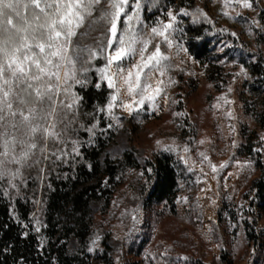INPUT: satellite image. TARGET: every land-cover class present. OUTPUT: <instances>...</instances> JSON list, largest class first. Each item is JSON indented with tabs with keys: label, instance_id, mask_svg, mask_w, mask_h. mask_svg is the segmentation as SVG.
I'll list each match as a JSON object with an SVG mask.
<instances>
[{
	"label": "rangeland",
	"instance_id": "1",
	"mask_svg": "<svg viewBox=\"0 0 264 264\" xmlns=\"http://www.w3.org/2000/svg\"><path fill=\"white\" fill-rule=\"evenodd\" d=\"M194 1L195 8L202 9L212 23L236 33L234 37L247 42L253 55L228 39L214 37L206 58L198 60L186 40V25L191 16H178L183 31L174 33L171 48L161 42L162 52L169 57L166 62L169 67L164 77L157 74V78L164 80V85L163 92L156 98V106L146 103L131 114L116 108L113 111L118 123L100 113L107 125L101 132L111 131L114 135L104 153L106 161H115L126 153H134L143 163V159H151L155 154H167L184 165L175 210L166 202L155 203L145 209V201L151 191L150 183L144 175L141 176V172L128 169L116 189L110 209L96 216L92 238L95 235L101 237L97 249L92 253L79 252L77 241L65 238L57 243L58 247L67 245L64 253L71 256L69 264H115L117 258L119 264H264V204L256 198L254 187L260 177L254 153L260 149L258 145L262 143L260 136L264 135V130L258 121L261 98L253 90L255 79L251 73L259 54L264 59V38L257 45L255 29L259 28L251 25L253 18L259 20L264 15V0L254 5L255 10L244 9L231 3V0L227 5L224 0ZM168 8L178 12L180 2L168 4L160 0H143L141 18L150 25L157 17L164 19ZM261 34L264 36V33ZM99 36L91 31L81 38V42L94 46ZM156 42L159 38L153 41V45ZM178 44L187 51H182ZM151 48L152 45L149 50ZM218 48H223L228 53L227 57L222 56ZM218 58L224 63L217 62ZM94 63L102 65L103 60L98 59ZM240 65L245 67L247 76L238 74ZM88 75L92 81L97 80L95 72ZM170 78L175 82L169 83ZM121 97L128 98L123 90ZM229 111L234 118L228 117ZM110 123L113 125L111 128L108 127ZM230 125L234 126V131ZM157 140L161 142L159 146ZM233 140L237 142L235 148L231 146ZM173 145L178 153L164 151L165 146ZM185 145L189 148L188 153L182 151ZM252 147L253 152L250 151ZM200 152H204L217 166L224 161H229V164L223 169L218 167L213 173L207 161L201 163ZM180 155L189 159L188 165L179 159ZM249 159L253 162L251 168L236 163L237 160L243 163ZM193 161L196 162L194 167ZM49 162H43L40 167L45 171L43 181L40 180L35 187L36 197L27 194V182L34 180L30 168L24 170L26 187L22 185L19 195L13 193L11 200L7 198L17 223L22 225V232L33 233L37 237L39 244L35 252L42 259L47 257L43 194ZM188 167H193V170L188 171ZM35 168L39 169V165ZM28 197L35 211L31 219L22 222L17 219L15 202ZM182 197H187V202ZM133 214L139 223L129 238L126 233ZM34 217L40 221L39 232L34 230ZM68 242L71 244L68 245ZM51 264L59 263L53 260Z\"/></svg>",
	"mask_w": 264,
	"mask_h": 264
},
{
	"label": "snow or ice",
	"instance_id": "2",
	"mask_svg": "<svg viewBox=\"0 0 264 264\" xmlns=\"http://www.w3.org/2000/svg\"><path fill=\"white\" fill-rule=\"evenodd\" d=\"M229 2L224 0L225 5ZM231 3L255 10L254 5H258L259 0H231ZM142 6L143 0H0V195L11 200L13 193L20 194L21 186L26 187L25 169L46 161L65 163L69 156L81 155L82 144L94 142L99 123L96 112L105 113L118 123L113 111L116 108L131 114L146 103L156 106V98L163 92L164 85L157 74L164 77L169 67L166 63L169 57L162 52L161 42L171 48L174 33L183 31L179 15L191 16L193 23L198 22L199 16L211 21L202 9L189 12L181 7L178 12L168 8L164 19L157 17L149 25L141 18ZM251 25L264 33V24L256 18L251 20ZM97 29L101 31L94 46L81 42L83 36ZM157 38L159 42L153 45ZM177 47L187 51L182 45ZM217 51L224 57L228 55L223 48ZM98 59L103 60L102 65L94 63ZM217 62L224 63V60L218 58ZM90 72H95L96 82L89 77ZM238 74L247 76L243 65ZM102 82L111 91L106 102L95 104L93 112L83 113L92 117V122L86 125L79 119L84 97L76 86L87 88L91 83L99 90ZM174 82L169 79V83ZM122 90L127 99L121 97ZM228 91H232L231 87ZM227 115L234 118L231 111ZM230 128L235 130L234 126ZM78 129L89 134L87 141L74 138ZM260 141L264 143V135L260 136ZM156 144L159 146L161 142L157 140ZM231 146L237 147V142L233 140ZM164 151L179 152L174 145L165 146ZM182 151L188 153V146ZM199 155L201 163L207 161L213 173L218 167L223 169L229 164L224 161L217 166L204 152ZM179 159L189 164L185 156L180 155ZM195 163L192 162L193 167ZM236 163L251 168L253 162L249 159ZM193 167L187 170L192 171ZM44 171V168L38 169L41 175L37 179L41 182ZM147 171L151 173L152 169ZM143 174L141 172V176ZM182 199L187 202L188 198ZM11 214L16 218L15 213ZM34 222V230L39 232V219L34 217ZM138 223L133 214L126 233L129 238ZM100 239L95 235L89 241V253L97 249ZM115 264H119V258Z\"/></svg>",
	"mask_w": 264,
	"mask_h": 264
},
{
	"label": "trees",
	"instance_id": "3",
	"mask_svg": "<svg viewBox=\"0 0 264 264\" xmlns=\"http://www.w3.org/2000/svg\"><path fill=\"white\" fill-rule=\"evenodd\" d=\"M160 1L168 4L180 2L181 7L196 9L194 0ZM259 20L264 24V15L260 16ZM255 30L259 45L264 36L259 29ZM100 31V29L95 30V36H99ZM214 37L228 39L253 55L252 47L247 42L231 35L228 29L207 22L202 16L198 17L197 23H193L191 18L186 25V40L198 60L206 58L210 42ZM251 73L255 79L253 90L261 98L258 121L261 129L264 130V59L261 54L257 62L252 65ZM76 90L84 97L79 119L87 125L92 122V117L84 116L83 113L93 112L95 104L106 102L110 89L103 84L97 90L91 84L87 88L76 87ZM95 115L99 123L93 138L94 142L83 143L79 149L81 155H73L65 163H47L48 180L43 194L44 233L48 238L45 259L36 256L35 248L39 244L37 237L33 233L28 236L22 235L21 223H17L16 218L11 214V203L0 195V264H21V261L23 264H51L53 260L59 264H69L71 256L64 253V247L67 248V245L57 246V243L64 238L68 241H77L76 249L79 252H87L96 216L105 214L110 209L116 189L128 169L143 172L150 183L151 191L145 201V209L155 203L166 202L173 211L175 210L174 203L179 193L178 186L184 165L174 159V156L167 154H155L151 159H143V163L138 161L134 153H126L115 161H106L104 153L114 135L111 131L101 132L107 128V125L102 120L100 112H96ZM73 135L81 141H87L89 138V134L83 129H78ZM258 146L264 149V143ZM253 148L250 149L251 152ZM254 155L260 171V177L254 183L256 198L264 204V151H256ZM148 168L152 169L151 173L147 171ZM29 172L34 180L27 182V194L36 197L35 189L40 182L37 176L41 174L35 167ZM34 211L35 206L30 197L15 202L17 219L22 222L31 219ZM69 244L71 242H68Z\"/></svg>",
	"mask_w": 264,
	"mask_h": 264
}]
</instances>
